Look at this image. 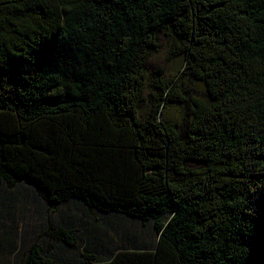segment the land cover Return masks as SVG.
Instances as JSON below:
<instances>
[{"label":"trees","instance_id":"obj_1","mask_svg":"<svg viewBox=\"0 0 264 264\" xmlns=\"http://www.w3.org/2000/svg\"><path fill=\"white\" fill-rule=\"evenodd\" d=\"M162 37L185 78L157 67L147 101ZM174 105L186 128L164 116ZM53 129L67 162L38 177ZM21 183L51 208L153 224L154 247L61 264H264V0H0V197ZM48 236L79 249L74 230ZM26 264L57 263L34 243Z\"/></svg>","mask_w":264,"mask_h":264},{"label":"rangeland","instance_id":"obj_2","mask_svg":"<svg viewBox=\"0 0 264 264\" xmlns=\"http://www.w3.org/2000/svg\"><path fill=\"white\" fill-rule=\"evenodd\" d=\"M160 43V51L151 57L147 67L149 72L146 87L147 101L150 98V93L154 91L155 80L152 72L157 67L162 68L165 76L176 79L180 84L185 78L184 67L187 57L180 56L169 59L170 42L162 37ZM185 86L200 96L204 92L201 83L195 81L185 83ZM151 111V105L145 104L141 107L140 115L145 119ZM164 116L176 120L183 128H186L190 121V114L186 106H166ZM159 118L163 119V115ZM52 131V137L55 134L57 136L56 140L52 139L48 144L52 158L44 153L31 157L32 166L38 168V177L44 178L50 172L48 169H59L67 162L69 146L64 135L58 129ZM25 166L27 169V165ZM22 170H24V165L20 171ZM32 175L35 176L36 173L32 171ZM1 195L0 215L6 219L10 229H22L23 240L17 245L12 242L10 247L7 244L5 247L0 246V264H26L28 252L34 243H39L55 263L61 264L69 257L79 256L82 252L88 253L91 250H97L99 261H104L110 251L115 253L121 248H131L133 245L147 244L154 247L157 242L153 224L144 226L138 221H132L125 217L106 218L72 203L51 208L45 204L33 187L24 183L14 189L5 188ZM60 228L74 230L81 237L78 250L55 243L49 238L48 234L51 229ZM87 229L89 232L98 231L97 242H94L93 238L85 237Z\"/></svg>","mask_w":264,"mask_h":264},{"label":"crops","instance_id":"obj_3","mask_svg":"<svg viewBox=\"0 0 264 264\" xmlns=\"http://www.w3.org/2000/svg\"><path fill=\"white\" fill-rule=\"evenodd\" d=\"M13 232L14 234L17 233L18 234V242H21L23 240L22 236H21V232L22 229H10L6 223V219H4L1 215H0V237L3 238L5 237L6 234H10V232ZM5 240V239H4ZM3 240V241H4Z\"/></svg>","mask_w":264,"mask_h":264}]
</instances>
